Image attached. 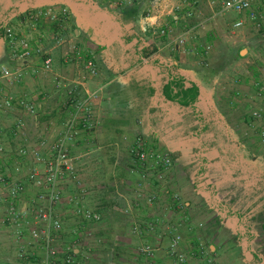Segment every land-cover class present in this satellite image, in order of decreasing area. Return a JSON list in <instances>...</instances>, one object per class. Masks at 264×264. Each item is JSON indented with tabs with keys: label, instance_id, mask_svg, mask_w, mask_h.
Instances as JSON below:
<instances>
[{
	"label": "built area",
	"instance_id": "built-area-1",
	"mask_svg": "<svg viewBox=\"0 0 264 264\" xmlns=\"http://www.w3.org/2000/svg\"><path fill=\"white\" fill-rule=\"evenodd\" d=\"M199 1L181 0L175 6L181 11V14L173 16L176 26L195 16ZM258 4H264V0H211L212 14L209 20L234 14L237 18L232 27L237 31L245 26L246 18L257 22ZM185 7L188 10L182 12ZM15 14L22 18L21 25L30 30L27 35L21 34L11 24ZM162 16L153 7L146 17L156 27L157 34L170 38L173 49L183 53L187 52V46L196 37V32L206 26L205 20L200 21L173 35L172 27L158 26ZM7 20L4 39L8 58L22 63V66L0 65V160L11 149V144L4 141L8 135L21 141L16 155L30 159V166L23 179L20 178L23 172L19 165L15 174L0 168V221L9 233L8 239L14 248L4 264H88L92 254H95L94 244L99 246L104 243L99 231L94 228L103 222V212L88 200L89 192L82 186L78 164L87 157V152L76 149L84 140L83 135H93L101 122L98 106L106 86L90 88L100 73L97 58L81 45L75 34L73 36L65 30L64 25L70 20L68 8L52 6L23 12L18 9L9 14ZM47 26H55L57 30L51 32L46 30ZM211 48V45L203 48V64ZM57 50L61 51L64 64L74 67L73 76L55 74ZM35 57L42 60L40 68L31 64ZM259 72L264 81V65L259 68ZM41 74L54 75L57 88L66 89L69 107L67 104L64 107L70 110L71 120L62 131L45 136L34 146L30 141L27 118L39 121L45 102L19 92L18 88L28 77L37 79ZM258 88V94L264 98V86ZM236 94L241 97V92ZM237 110L238 107H235L234 111ZM247 118L260 124L258 137L264 145V105L262 108H252L247 112ZM8 121L10 124H6ZM131 155L138 171L146 173L152 167L157 171L163 187H169L164 183L173 166V159L168 152L149 148L144 139L138 138L131 148ZM70 183L74 186V192L68 195L67 186ZM31 189L34 192L32 194ZM156 199L157 196L152 195L148 201L153 203ZM173 202L177 210L184 213L186 206L181 196L175 194ZM63 206H69L73 211L76 219L73 231L66 228V218L61 212ZM157 226L158 222L149 226L135 224L133 230L136 235L143 237L146 233L155 232ZM182 239L176 233L170 240L168 252L173 264H188L190 255H193L180 250ZM158 251L159 247L151 243L142 244L137 250L139 255L150 260L156 257ZM204 253L201 247L199 255Z\"/></svg>",
	"mask_w": 264,
	"mask_h": 264
},
{
	"label": "crops",
	"instance_id": "crops-1",
	"mask_svg": "<svg viewBox=\"0 0 264 264\" xmlns=\"http://www.w3.org/2000/svg\"><path fill=\"white\" fill-rule=\"evenodd\" d=\"M109 1L112 2V0ZM140 1L142 0H139V2ZM180 1L181 0H153L152 2L153 6L160 5L163 8L160 11L163 16L160 18L158 26L172 27L174 30L173 35L183 32L187 26L197 25L200 21H204L205 15L209 16L212 14L211 0H207V10H204L205 8L202 1V3L199 2L196 6V14L193 18L187 21H181L179 25L176 26L173 16L181 14V11L175 9V6L178 5ZM186 10H188L187 7H185L182 12ZM201 10H204V12ZM14 17H18L20 21L22 19L17 14H15ZM140 23L142 24V30L149 45L156 50L153 55L142 62L148 73H150L149 78L142 81V79L134 77L137 73L136 68L138 66H129V69L124 75L111 78L104 65L100 66L97 59L100 73L97 79L90 84V88H95L98 85L106 86L103 98L98 106L101 122L93 135H83L84 140L76 149L78 151L87 152L88 154L83 160L84 163L82 162L79 164V166L82 164L84 166V168L80 170L82 186L89 192L90 196H88V200L103 212V222L97 225L95 229H98L99 235L105 242L111 240L110 242L117 247L116 250L114 248V253H109L108 250H101L102 252L98 255L100 258L105 259V256L111 257V260L105 261L104 264H148V262H143L137 258L138 247L146 243H153L159 247L153 264H173L172 257L168 252V246L172 236L176 233H179L183 238L180 244L181 251H187L188 253L192 252L191 254L195 256L200 254L201 247L204 248L203 244L205 243L196 235L195 229H200L203 227V224L194 223L191 217V213L197 211L196 203L200 195L199 191L193 187V190L188 194L183 192L181 197H185L186 199L185 201L182 199L185 202L186 209L181 215H176V213L174 215L173 211H176L177 208L173 202V197L176 193L174 194L172 191V186L170 185V187L165 188L161 187L163 183L158 178V174H156L157 171L152 167L147 170L146 173L138 171L131 155V148L137 140L138 136L136 135L142 133L144 130H148L155 133V135L152 136V140L155 142L154 144L151 139L146 141L149 148L156 149V145L158 144L160 146L158 151L169 153L167 149L176 146V144L180 142L179 138L181 136L179 133L180 130L178 129L181 128L182 132L183 127V133L193 134L186 129L188 123L186 120L184 121V111L190 109L192 114H195L194 117H196L200 111L199 108L202 102L205 101L209 102V105H213L212 108L214 107V102L218 106H221L222 102H227L226 106L231 111L235 112L234 108L238 107L237 103L244 99L246 95H249L248 90L247 94H243V91L240 90L243 87V83L239 76L235 75L229 80L224 78L222 81L223 83H228L229 89L223 87V91L222 88H219L220 83L216 80L213 89L210 91L203 90L200 95V102L194 108L182 107L178 103L171 101L165 95V87L170 80L172 81V74H174V76L177 74V76L185 77L187 80L186 85H189L188 80L194 82L195 80L191 78V75L195 74L194 70L199 69L197 64H200V61L198 62L195 56L198 51L201 53L205 47L204 44L213 42L216 34L214 32H206V34H204V28L199 29L195 34L196 37L192 39L187 46V52L183 53L173 49L170 38L157 34L156 27L151 25V20L147 17L140 18ZM72 26L73 25L70 24L69 29H71ZM17 28L21 34L27 35L28 32H30L28 28L21 24ZM46 30L55 32L57 28L55 26H51V28L47 26ZM74 34L79 41V38L82 36L80 29L75 27ZM204 35L206 36L205 42L202 41ZM246 51L245 55H243V49L240 51L244 63L248 65L247 73L250 75L247 76L244 81L246 85L252 84L249 90L258 93V87L264 86V81H262L259 72V68L262 64L251 58L250 50L247 49ZM55 56V74L66 75L60 72H69L68 75L71 73L73 74L74 67L64 64L61 51L57 50ZM159 57L160 59H158ZM6 59V64L13 67L22 66V63H16L8 58V51ZM262 60L264 61V59ZM31 64L35 68H40L42 60L39 57H35ZM54 78L55 76L50 74H41L37 79L30 76L27 81L18 88L19 92L30 94L35 100L45 102L44 110L39 121L34 122L30 117L27 118L30 141L34 146L37 145L40 139L45 138V136H50V134L62 131L69 125L71 120L70 110L63 105L66 97L64 100L63 96L60 94L57 98V102L52 103V100H49L48 92L51 93V90L53 91L55 88L58 89ZM259 81H262V84L260 83L261 85H258ZM119 82H123V84ZM117 83H119L118 86H116ZM58 90L64 94L63 89ZM220 91L222 93L219 94ZM237 92H241V97L237 96ZM212 94L214 95L213 98H211ZM229 94L232 100H230V98L228 100V97H230ZM246 107H249V105L246 104ZM252 108L253 107H251V109ZM251 109H249L248 112ZM6 124H10V122L8 121ZM0 126H2V124H0ZM191 127L192 126H189V128ZM4 141L11 144V149L9 148L10 150H8L4 159L0 160V168L7 170L9 174H15L16 167L19 165L23 172L20 178L23 179L27 172V168L30 166V159L19 158L16 155V151L19 147L18 143H21V141L14 140L8 135L4 137ZM175 142L176 144H174ZM93 154L96 156L95 160L91 159ZM169 154L171 155V153ZM89 159H91L90 165L86 162V160ZM91 167H93V171ZM100 169H103L102 173L105 172L102 176L99 175ZM82 172L84 173L82 174ZM182 176L185 179L186 175L182 174ZM73 190L74 186L70 183V185L67 186L68 195L70 193L72 194L74 192ZM30 193H34L33 189L30 190ZM152 195L157 196V199L150 204L148 199ZM62 209L65 216L66 214L70 216L69 213H67L69 210L72 212L71 214H73L69 206H63ZM67 216L65 217L66 219ZM168 216L172 221L166 220ZM174 219L175 221H173ZM180 219L184 222H181ZM73 221L76 225L75 217ZM153 222L160 223V226L155 232L146 233L143 237L134 233L133 227L135 224L149 226V224ZM74 224L71 226L73 227ZM89 227L91 226L89 225ZM3 228L4 226L0 221V241H2V239L7 240L8 238L3 234L6 232L3 231ZM66 228L68 229V226H66ZM106 235L108 238H106ZM186 242L192 246L188 248ZM205 242L209 245V253L205 255L204 258L202 257L203 259L201 258L195 263L194 261H196L197 258L194 256L189 258V264H209L219 257L220 251L216 245V241L206 240ZM243 244L245 243L242 242V245ZM1 245L2 244H0V252L2 253L3 250L1 249ZM103 246L105 247L106 245L104 244ZM95 247L94 257L96 256L98 246L95 245ZM124 247L133 248L134 254L123 253L122 250L119 251L120 248L122 249ZM100 248L104 249L102 247ZM255 255L258 256V258L261 257L258 254ZM6 257L2 258L4 261H0V264L5 263ZM92 258L88 264H91ZM246 259L247 258L244 260L240 259L237 263L256 264L255 262L257 259L254 257L253 259ZM261 259H264V257H261ZM99 261L104 260L99 259Z\"/></svg>",
	"mask_w": 264,
	"mask_h": 264
},
{
	"label": "rangeland",
	"instance_id": "rangeland-1",
	"mask_svg": "<svg viewBox=\"0 0 264 264\" xmlns=\"http://www.w3.org/2000/svg\"><path fill=\"white\" fill-rule=\"evenodd\" d=\"M126 1L74 0L72 4H65L60 3L59 0H55L51 2V4H56V7L68 8L70 11V20L68 24L64 25L65 30L73 35L75 27L80 29L82 36L79 38V42H81L82 46L87 47L93 52L100 66L104 65L111 78L124 75L129 69L130 64L136 62L134 66L138 67L136 68L137 73L134 77L144 81L149 78L150 73H148L142 63L145 59L137 63L138 55L135 48L137 41L131 40V37L135 34L141 36L147 45H149L142 30L140 18H146L147 13L153 7L159 11L163 8L160 5L153 6V0H142L140 1L141 5L137 19L121 27L118 25L121 16L120 9L139 2V0ZM199 2L203 4L204 10L208 9L206 6L207 0H200ZM27 6L28 3L21 4L20 10H22V12L33 10V8L25 9ZM204 10L201 11L204 12ZM256 10H258L259 14L257 22L247 20L246 18L245 26L237 31L232 27V24L237 18L234 14L220 16L217 17L216 20H209L211 15L204 16V20L206 21V26L203 30L204 34H206V32H214L216 36L212 43L204 44L205 46H212L204 64L201 62L203 56L200 51L197 52L195 57L198 62L200 61V64H197L199 69L194 70L195 73L202 68L219 67L225 64L234 54L240 52L242 49L244 50L243 55L246 54V50L248 49L251 52V58L257 62H261L262 66L264 65V61L262 60L264 59V4H258ZM243 17L245 18V16ZM7 18L5 19V23L8 21ZM11 24L18 27L21 21L18 17H13ZM70 24L73 25L71 29H69ZM202 41H206L205 35L202 37ZM6 51L4 40L0 38V65H2L1 63H3L4 60H6L4 64L7 63ZM201 52L203 53V50ZM158 59H160V57ZM247 66L248 65L244 63L242 58L238 59L221 71V76L217 80L220 83L219 88L222 89L223 87H225V89L230 88L228 83L222 82L224 78L229 80L237 75L240 80H242L244 88L242 87L240 90L243 91V94H247L249 91V95H246L244 99L237 103L238 110L235 112L231 111L226 106L227 102H222L223 105L221 104V106H218L214 102V107L212 108L213 105H209V102L204 101L196 117H194L195 114H192L190 109L184 111V121L186 120L188 123L186 129L193 134L183 133V127L182 132L181 128L178 129L180 130L179 133L181 136L179 138L180 142L177 144L175 142L174 144H176V146L167 149L172 155L173 166L169 172L170 175L169 173L167 174L164 183H167L169 187L171 185L174 194L176 193L180 196L181 194L183 195V192L187 194L191 192L193 187L200 193L196 203L197 211L191 213V217L194 223L203 224V227L200 229H195V233L205 243L203 244L205 253L204 255H190L189 258L193 256L197 258L194 263L199 261L202 257L204 258V256L209 253V245L205 241L213 240L216 241L220 255L209 264H238L237 261L240 259L244 260L247 258L246 260H248L251 258L253 259V257L257 259L255 262L256 264H264V259H261V257H264V231L262 229V224L264 222V171L260 173H263L260 177L254 176V179L249 180L247 178V170L244 166L246 159H244L243 154L246 153V150L243 151L239 149V144H241L245 149H250L253 155L264 158V145L262 140L257 136L260 124L247 118V112L251 107H263L264 98L257 92L249 90L252 84L246 85L244 80L247 76H250L247 73ZM60 73L66 74L65 76L68 77L73 76L71 72L70 75H68L69 72ZM119 83L123 84V82ZM119 83H117L116 86H118ZM61 89H63L65 94L66 89ZM59 91L60 90L56 88L53 91L51 90V93L47 91L49 93V100L55 103L58 101L57 98L61 94L64 100L66 97V100H63V105L67 104V107H69L67 95ZM220 93L222 92L220 91L219 94ZM213 96L212 94L211 98H213ZM229 98L232 100L231 96L228 97V100ZM246 104H248L250 108L246 107ZM189 126L192 127L189 128ZM153 135H155V133L144 130L136 136H138L137 139L142 138L145 141H149L150 139L152 140ZM152 143L154 144L155 142L153 141ZM156 147V149L154 148L155 150L160 148L158 144ZM234 155L238 157L232 158ZM95 158L96 156L93 154L91 159L95 160ZM91 159L86 160L89 165L91 164ZM82 168H84L83 164L80 166L78 164V169L81 170ZM91 168L93 171V167ZM102 171L103 169L99 170L100 176L105 173H102ZM83 173L84 172H82V174ZM156 174L158 173L156 172ZM182 174L186 175L185 179ZM161 187L163 186L161 185ZM181 198L184 201L186 200L185 197ZM61 212L64 215L63 209ZM173 212L174 215L175 213L176 215H181L177 209ZM67 213L70 215L67 216L66 214L67 230L73 231L76 227L73 221L74 215L71 214L72 212L70 210ZM167 218L166 220L172 221L169 216ZM180 220L184 222L182 219ZM173 221H175V219ZM73 224L74 226L72 227L71 225ZM159 226L160 223H158L156 229H158ZM3 231H6L3 234L7 238L9 233H7L5 228H3ZM102 240L105 242L103 238ZM242 242L245 244L242 245ZM0 244H2L1 249L3 250L2 253L0 252V261H4L2 258H5L12 252L13 245L8 238L7 240L2 239ZM104 244L105 243L97 247L95 257L94 254H92L93 260L91 264H104L105 261L111 260L110 256H105V259L98 256L102 252L101 250L107 251L109 249L106 246L104 247ZM95 245L96 244H94V248H96ZM186 245L188 248L192 246L187 242ZM121 250L123 253L134 254L133 248L124 247L119 249V251ZM182 252L188 255L191 254L187 251ZM255 254L260 255V259ZM137 258L143 262H148V264H153L155 259L150 260V258L142 254L139 255L138 253ZM99 259L104 261H99Z\"/></svg>",
	"mask_w": 264,
	"mask_h": 264
},
{
	"label": "trees",
	"instance_id": "trees-1",
	"mask_svg": "<svg viewBox=\"0 0 264 264\" xmlns=\"http://www.w3.org/2000/svg\"><path fill=\"white\" fill-rule=\"evenodd\" d=\"M39 3H38V2ZM55 0H0V38H3L5 46V19L8 17L9 14L16 12L18 9H20L21 4L28 3L27 8L25 9H32V11L36 10H44L51 6H55L56 4H51V2H54ZM60 3L65 4H72L74 0H59ZM77 2V1H76ZM141 2H137L131 6H127L125 8L120 9V18L118 21V25L121 27H124L125 24L134 22L138 15L140 10ZM28 11V10H27ZM31 11V10H30ZM131 40H136L135 48L136 53L138 55L137 63L142 62L144 59L149 58L151 55L155 53V49H153L151 46L147 45V43L141 38V36L133 35L131 37ZM7 50V47H6ZM8 51V50H7ZM6 51V56H7ZM243 58V56L240 54V52L234 54V56L225 64L221 66H213V67H206L202 68L201 70L197 71L195 74L191 75V78L194 79V82H191L188 80L189 85H186V78L177 76V74H172V81L170 80L168 85L165 87V95L168 99L171 101H174L181 105L182 107H190L194 108L196 105L200 102V95L202 94L203 90L210 91L214 88L215 80H218L220 78L221 71H223L227 66H229L234 61H237L238 59ZM6 60H4V64ZM136 65L135 63L130 64V67ZM207 126V125H206ZM206 129V128H204ZM239 149L245 151L246 153L243 154L244 159H246L245 163V169L247 170V178L249 180L254 179V176H261L260 174L262 171H264V158H261L260 156H255L250 151V149H245L243 145L239 144ZM238 157L236 155L232 156ZM243 160V159H242ZM232 162V161H231ZM262 229L264 231V222L262 224ZM109 235V232H108ZM106 238L107 235H106ZM111 240L105 242V245L110 251L109 253H114V248L116 250V246L113 245Z\"/></svg>",
	"mask_w": 264,
	"mask_h": 264
}]
</instances>
